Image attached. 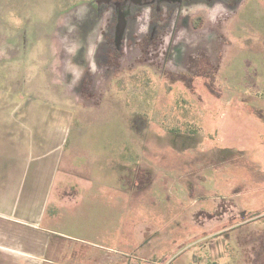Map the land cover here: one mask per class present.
<instances>
[{"label": "rangeland", "instance_id": "1", "mask_svg": "<svg viewBox=\"0 0 264 264\" xmlns=\"http://www.w3.org/2000/svg\"><path fill=\"white\" fill-rule=\"evenodd\" d=\"M92 1L0 0V212L45 197L38 224L0 217V264H264V0L172 9L154 37L141 9L120 49ZM115 137L154 186L131 239L71 208L120 175Z\"/></svg>", "mask_w": 264, "mask_h": 264}, {"label": "crops", "instance_id": "2", "mask_svg": "<svg viewBox=\"0 0 264 264\" xmlns=\"http://www.w3.org/2000/svg\"><path fill=\"white\" fill-rule=\"evenodd\" d=\"M115 138V140L112 139L108 142H120L121 144H107L106 147L107 149H115V153L117 154L116 164L119 167L118 172L120 175L113 176L106 174L105 176H102V180L104 182H102L103 189L92 191L85 186L81 188L83 192L79 194L77 193V189L79 188L69 187L71 192V204L74 206L71 208L81 205L80 213L74 216V221L79 219L100 223L101 226L98 233L100 237H110L115 240H121L124 237L131 239L132 232L130 229L123 230L121 225L123 223L122 227H128L129 221H132L131 219H133V216L138 212L140 202L143 203L144 210L146 209V211L149 212L150 207L153 205V202L150 199H154L153 192L150 197V190L151 188H154V186L152 183V177L150 176V171L146 172V169L149 170L148 165L144 167L146 169L140 168L138 165L139 151L135 150L131 145L125 146L123 144L125 140L122 137ZM146 156L149 157V155ZM145 162L147 163V157ZM53 170V168L50 170V168L48 169L46 167H42L39 168L37 172L39 175L45 174L46 177H48V174L54 172ZM136 172H139V174L143 172V180L135 174ZM129 176L131 177L130 179L128 178ZM140 191H142V193H140ZM44 202L45 197L35 205L36 212L30 218L31 223L38 224V221L43 213ZM28 208H30V206L26 204L22 211V216L30 214ZM164 212H166V208H164ZM0 217L19 223H30L26 222L21 217H16V215L12 216V213L9 214L0 212ZM249 232L251 235V231ZM217 234L219 233L217 232ZM128 248L132 249L133 246H129ZM140 261L144 262L145 257H142Z\"/></svg>", "mask_w": 264, "mask_h": 264}, {"label": "flooded vegetation", "instance_id": "3", "mask_svg": "<svg viewBox=\"0 0 264 264\" xmlns=\"http://www.w3.org/2000/svg\"><path fill=\"white\" fill-rule=\"evenodd\" d=\"M105 1L106 0H93L92 3L94 2L97 4L100 15L104 10V12H106L110 9L109 12L112 16L114 14L112 9H117L116 19L114 21L115 26L113 24L114 44L117 49H120L125 33H127V29L128 32L131 30V33H128V35L132 34L131 37H133L134 28H132L130 25L127 26V19H131L132 24L137 22V17L142 15L141 9H149V15H155V20L150 21L149 23V35L154 37L155 34H157L158 23L156 21L164 17V19L159 20V23L162 24V22H167L168 20L166 17L171 14L172 9H183L184 7L200 5L204 3L208 4L212 2V0H110L107 4ZM162 9H165L167 12H163ZM193 60L195 59L193 58Z\"/></svg>", "mask_w": 264, "mask_h": 264}]
</instances>
